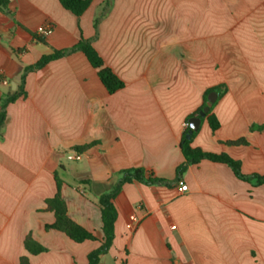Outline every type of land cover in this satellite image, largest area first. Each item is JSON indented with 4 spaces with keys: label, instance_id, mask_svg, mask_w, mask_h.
Listing matches in <instances>:
<instances>
[{
    "label": "crops",
    "instance_id": "1",
    "mask_svg": "<svg viewBox=\"0 0 264 264\" xmlns=\"http://www.w3.org/2000/svg\"><path fill=\"white\" fill-rule=\"evenodd\" d=\"M103 2L92 0L79 17L59 0H10L11 14L0 11V104L24 66L81 37L124 81L108 93L81 51L26 74L27 95L7 104L0 134V264L22 256L88 264L103 238L97 198L133 167L170 183L122 184L114 238L98 264H264V182L208 159L186 168L185 191L174 182L187 118L220 84L226 91L212 108L219 127L203 118L192 145L238 160L244 175L264 174V129H250L264 126V0H112L95 29ZM44 24L51 33L37 34ZM242 137L246 144L226 143ZM90 142L80 160L66 158ZM55 173L68 215L95 240L45 229L54 221L43 208ZM28 233L46 250L26 251Z\"/></svg>",
    "mask_w": 264,
    "mask_h": 264
},
{
    "label": "trees",
    "instance_id": "2",
    "mask_svg": "<svg viewBox=\"0 0 264 264\" xmlns=\"http://www.w3.org/2000/svg\"><path fill=\"white\" fill-rule=\"evenodd\" d=\"M10 0H0V11L3 13L11 14L8 3ZM92 0H59L63 8L69 10L71 13L79 17L90 5ZM112 0H104L99 12L94 16L93 26L96 29L99 21L107 14ZM38 38V37H37ZM40 40V38H38ZM73 51H81L87 58L88 62L97 70L99 79L108 93H114L115 91L121 89L124 86V81L119 78L113 70L107 66L102 57L98 54L96 49L91 44V41L85 38H80L76 44L69 48L63 49H52L49 54L42 55L34 63L26 65L23 67L22 73L17 82L15 90L9 94L5 93L1 99V109H0V134L2 127L6 118V106L10 102H14L19 98H25L27 92L25 90V76L29 71H34L40 69L46 65L49 61L63 57ZM215 91L217 97L220 98L221 95L226 91V86L223 84L215 85L208 88L204 94L201 105L197 108L195 112L190 114L188 118L193 116L195 113L200 111L206 103L207 95L209 92ZM215 103L209 108L205 116L201 118H206L212 131H215L219 127V122L216 116L212 113V108ZM187 118V120H188ZM188 125L184 129L180 138V149L184 157V161L179 164L175 169V180L174 182H179L186 171V168L191 164H196L202 159H208L215 162H223L228 164L235 175L243 180L255 179L256 183L264 182V174H253L244 175L241 173L240 162L228 156L225 153H214L201 149L200 147L192 145V139L196 134L197 130L194 131L189 138L185 137L188 130ZM250 129H264L263 125H251ZM227 144L238 145L246 144V140L242 137L236 140L226 141ZM94 142L85 143L82 145L74 146L71 150L76 152H83L89 147H91ZM117 179L113 183L112 187L101 193L97 198V203L100 208L101 215V229L103 232V238L101 244L88 253V264H98L99 257L107 252L112 244L114 238V222L116 220V208L114 205V198L116 194L120 191L122 184L139 181L145 184H166L170 183L169 180L156 177L150 171L143 167H133L127 169H121L116 173ZM56 181V192L53 196L48 197L44 200V211H50L54 214V221L50 224H45V229H54L64 233L69 239L74 242H82L84 240H95V236L87 231L84 227L74 221L67 213L66 202L63 199L60 189L63 183L62 179L59 178L57 173H55ZM23 245L26 251L31 254H38L46 250V247L41 243L36 241L31 233H28L23 240ZM20 264H28V257L22 256L20 258Z\"/></svg>",
    "mask_w": 264,
    "mask_h": 264
},
{
    "label": "built area",
    "instance_id": "3",
    "mask_svg": "<svg viewBox=\"0 0 264 264\" xmlns=\"http://www.w3.org/2000/svg\"><path fill=\"white\" fill-rule=\"evenodd\" d=\"M51 31H52L51 26L48 24H44V25H41L38 27L37 34L45 36V35L50 34ZM0 82L7 84V80L3 79V78H0ZM66 158L68 160L78 161L82 158V152L69 151L66 153ZM177 187H178L179 191H185L187 189V185L181 180L178 182ZM138 221H139V218L134 213H131L129 215V220H128L127 225H126L127 229L129 231H133L135 229Z\"/></svg>",
    "mask_w": 264,
    "mask_h": 264
},
{
    "label": "water",
    "instance_id": "4",
    "mask_svg": "<svg viewBox=\"0 0 264 264\" xmlns=\"http://www.w3.org/2000/svg\"><path fill=\"white\" fill-rule=\"evenodd\" d=\"M15 86L16 84L15 82H13L10 88V93L13 92ZM216 98H217V93L215 91L209 92L207 95L205 106L200 111L195 113L193 116L188 118L187 125L189 128L187 130V133L185 134L186 138H189L194 131L198 130L201 123V118L205 116L206 112H208L209 108L215 102Z\"/></svg>",
    "mask_w": 264,
    "mask_h": 264
}]
</instances>
